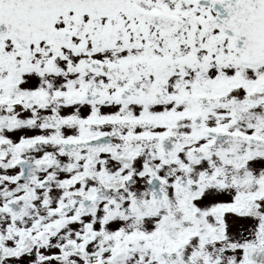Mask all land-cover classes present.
<instances>
[{"label":"snow or ice","instance_id":"1","mask_svg":"<svg viewBox=\"0 0 264 264\" xmlns=\"http://www.w3.org/2000/svg\"><path fill=\"white\" fill-rule=\"evenodd\" d=\"M0 264H264V0H0Z\"/></svg>","mask_w":264,"mask_h":264}]
</instances>
